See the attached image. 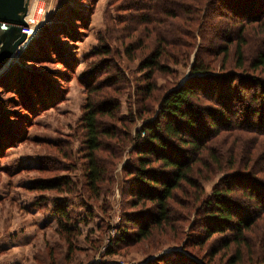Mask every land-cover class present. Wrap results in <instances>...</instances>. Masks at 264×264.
I'll list each match as a JSON object with an SVG mask.
<instances>
[{
  "label": "trees",
  "instance_id": "obj_1",
  "mask_svg": "<svg viewBox=\"0 0 264 264\" xmlns=\"http://www.w3.org/2000/svg\"><path fill=\"white\" fill-rule=\"evenodd\" d=\"M144 1L142 10L146 11L130 18L135 24H142H134V30L139 27L141 35L125 47L131 58L134 54L140 57L138 68L146 80L138 88L145 95L140 101L142 108L137 110L141 126L134 136L128 137L131 152L137 155H131L124 168L125 176L126 173L130 176L127 178L130 193L127 202L134 211L125 212L122 219L135 230L120 229L114 245L126 244L134 238H149L156 233L167 235L172 231L176 241L186 236L183 248L191 258L176 252L178 259L171 264L189 261L202 264L196 262V255L188 246H202L214 234L228 232L230 236L219 239L206 257L213 258L220 249L225 252L230 249L231 253L223 256L227 257L226 264H264V249L261 256L255 255L249 240L260 234L264 222V0ZM221 16L227 19L216 24V18ZM47 30L42 38L30 42L24 51L26 54L20 56L21 60L40 61L54 56L69 67L67 57L72 53L68 48V54L59 48L60 42L51 35L52 31L61 29L52 26ZM174 33L185 36L188 42L168 37ZM197 37L200 43H208L207 46H196L189 64V76L182 83L171 84L156 101V106L149 108L151 104L146 97L156 87L153 76L169 69L168 63L161 59L166 56L177 63L179 57L189 54L186 57L189 60ZM179 45L185 48L183 54L182 49L178 52ZM110 52L109 46L100 45L88 54V58L97 56L92 61L94 64L97 59L108 57ZM216 58H221L218 64ZM96 65L85 72L87 80L81 79L86 85L93 84L92 88L102 85V82H94ZM101 66L107 68L102 63L99 68ZM116 79H119L118 74ZM53 82L54 79L41 70L25 71L17 64L10 65L0 74V89L14 93L17 98L12 101L16 108L26 112L11 111L20 118H28V114L62 98ZM107 98L104 103H95L91 99L81 119L85 131L82 145L86 160L85 183L95 192L106 177L104 168L107 165L104 167V164L114 162L103 157L100 151L114 153L120 144L113 146L112 141L107 140L115 138V127L103 118L114 117V111L119 108L118 100ZM11 112L5 108L0 110V143L18 138V131L11 127L14 121L8 116ZM216 136L220 138L219 146L215 144L219 141ZM241 153L244 154L242 158ZM218 173L224 174L206 194L202 181L210 180ZM71 184L68 178L58 176L35 181L39 190L64 191V186ZM235 192H240L243 199L234 197ZM178 200H181L178 204L181 215H177L174 206ZM140 206L141 209H135ZM192 212L191 226L194 227L189 230L195 227L201 230L183 234L182 225L176 222L180 218L189 221ZM54 213L59 218L72 217L64 205H56ZM58 224L64 231L69 229L62 221ZM245 251L249 257L247 262ZM206 257L203 264H211Z\"/></svg>",
  "mask_w": 264,
  "mask_h": 264
},
{
  "label": "rangeland",
  "instance_id": "obj_2",
  "mask_svg": "<svg viewBox=\"0 0 264 264\" xmlns=\"http://www.w3.org/2000/svg\"><path fill=\"white\" fill-rule=\"evenodd\" d=\"M144 8V0H28L26 18L29 22L34 20L32 23L35 34L9 66L17 64L25 71L34 68L41 70L48 78L54 79L52 84L59 88L62 98L51 106L28 114V118H20L11 112L17 110L26 113L13 103L12 98H17L15 94L7 89H0V110L5 108L11 112L8 116L16 124L11 125L12 130L18 131L16 140L0 143V264H171L178 259L176 252L190 256L183 248L186 236L183 235L176 241L172 231L167 235L156 233L149 238H134L126 244L114 245L120 229L128 232L135 230L129 224L125 225L126 220L122 219L125 212L134 211L127 202L130 198L127 191L130 176L127 173L125 176L124 168L130 162L127 160L131 155H137L131 152L128 137L134 136L141 126L137 110L142 108L140 101L145 95L138 88L146 80L142 78L143 72L138 68L140 57L134 54L131 58L125 52V47L141 35L139 27L134 30L135 23L130 18L145 12L146 10H142ZM67 15L70 16L66 20ZM226 19L225 16L218 17L215 23L220 24ZM52 26L61 29L51 32L52 38L60 42L56 41L59 48L66 50L67 54L68 48L72 53L67 57L70 66H64V62L54 56L40 61L21 60L20 56L26 54L24 51L30 42L42 38L48 32L47 28ZM169 36L171 39L188 42L179 33ZM207 43H200L198 38L189 60L186 58L188 52L185 57H179L177 63L166 56L161 59L168 63L169 69L156 72L153 76L156 87L146 97L151 104L149 108L156 106V101L171 84L185 81L190 73L189 64L193 60L196 46H207ZM100 45L109 46L111 52L108 57L97 59L92 64L97 56L91 59L88 54ZM178 48V52L182 49L183 54L185 48L180 45ZM220 60L221 58H216L217 64ZM96 63L94 82H102V85L92 88L93 84L86 85L81 79H88L85 72ZM100 63L107 68H99ZM117 74L119 79L114 80ZM107 97L119 102V108L114 111L115 116L103 118L115 127V138L107 140L112 141L113 146L120 144L118 149L113 150L114 153L100 151L103 157H109L114 162L112 165L104 164V167L107 165L104 168L107 170L106 177L100 183L99 191L95 192L89 190L85 183L86 160L82 150L85 131L81 119L91 99L95 103H104L103 100L108 101ZM6 116L5 114L4 118ZM5 132L11 134L9 130ZM217 140L219 141L215 144L219 146L220 138ZM242 157L243 153L240 155ZM223 174L218 173L210 180L202 181L206 194L210 193ZM53 176L66 177L72 184L64 186V191L36 189L35 181ZM179 195L181 199H185L181 192ZM234 195L243 199L240 192H235ZM179 201L181 200L174 205L177 215L182 214ZM56 205L67 206L72 217L59 218L54 213ZM135 209H141V206ZM193 216L192 212L189 221L180 218L176 222L182 225L183 234L200 232L198 227L189 230L194 227L191 226ZM58 221L65 223L69 229L62 230ZM225 236L230 235L228 232L216 233L202 246L189 245L190 251L196 255V262L203 264L202 260L210 252V248ZM249 240L257 253L255 255L261 256L264 249V222L261 224L260 234ZM225 250L226 252L220 249L213 258L206 259L211 264H226L227 257L223 256L231 253V250ZM244 255L247 262V251ZM191 263L194 264L187 262Z\"/></svg>",
  "mask_w": 264,
  "mask_h": 264
},
{
  "label": "water",
  "instance_id": "obj_3",
  "mask_svg": "<svg viewBox=\"0 0 264 264\" xmlns=\"http://www.w3.org/2000/svg\"><path fill=\"white\" fill-rule=\"evenodd\" d=\"M28 0H0V74L11 62L19 45L25 41Z\"/></svg>",
  "mask_w": 264,
  "mask_h": 264
},
{
  "label": "built area",
  "instance_id": "obj_4",
  "mask_svg": "<svg viewBox=\"0 0 264 264\" xmlns=\"http://www.w3.org/2000/svg\"><path fill=\"white\" fill-rule=\"evenodd\" d=\"M26 17V16H25ZM25 21H26V19H25ZM33 21V20H32ZM32 21H31V23L29 22V21H26V25L23 27L24 29H25V27H26V29L24 30H22L25 34H26V39L25 40H28V38L29 37H31V35L33 34V33H35L34 31H35V26H34V24L32 23ZM29 42V40L25 43V41L22 43V44H20L19 45V47H18V49H17V51H16V54H15V56H14V58H17L18 57V53H20V52H22V50L26 47V44ZM22 47V48H21Z\"/></svg>",
  "mask_w": 264,
  "mask_h": 264
},
{
  "label": "bare ground",
  "instance_id": "obj_5",
  "mask_svg": "<svg viewBox=\"0 0 264 264\" xmlns=\"http://www.w3.org/2000/svg\"><path fill=\"white\" fill-rule=\"evenodd\" d=\"M25 19H26V21H28V18L25 17ZM33 21H34V20H33ZM30 23H31V21H30ZM34 34H35V33H33V34L31 35V37L28 38V40H30V38H32ZM28 40H25V43H26ZM21 48H22V47H21ZM25 48H26V47H25ZM14 60H15V59H14Z\"/></svg>",
  "mask_w": 264,
  "mask_h": 264
}]
</instances>
